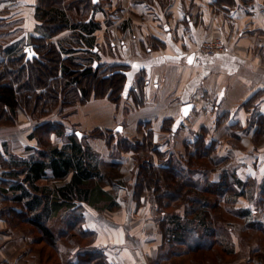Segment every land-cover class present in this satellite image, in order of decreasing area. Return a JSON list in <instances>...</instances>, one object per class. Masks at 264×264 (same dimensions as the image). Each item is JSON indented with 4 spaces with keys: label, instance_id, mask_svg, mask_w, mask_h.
Segmentation results:
<instances>
[{
    "label": "crops",
    "instance_id": "1",
    "mask_svg": "<svg viewBox=\"0 0 264 264\" xmlns=\"http://www.w3.org/2000/svg\"><path fill=\"white\" fill-rule=\"evenodd\" d=\"M37 1L14 0L10 3L13 6L9 13L3 15V19L12 23L10 31L18 35L13 41L24 37L28 42L29 35H39L36 33L38 22L35 17ZM96 1L99 6L93 17L102 24L94 32L99 48V62L128 65L127 81L120 104L111 101L107 94L101 98L93 96L86 103L74 105L70 110L59 108L70 117L62 121L67 128L72 126L87 133L95 128L114 129L120 133L119 137L133 139L147 134L148 128L141 124L148 122L154 134V142L159 144L158 148L163 153L172 151L176 155H184L182 151L185 143L195 141L198 133L205 130L207 143H215L217 153L229 160L224 167H232L236 176L242 180L252 179L255 182V193L259 194V186L264 178V134L258 132L259 120L264 118V0ZM115 8L121 9L122 17L114 25V20L107 22L106 18L107 12L113 15ZM215 35L224 37L227 50L214 54L202 53L199 46ZM57 39L53 43L56 44ZM29 45L34 47L29 43L24 48ZM191 54L193 56L190 58ZM141 77L146 79V85L144 101L138 104L130 92ZM186 103H192L193 107L184 114L183 105ZM167 119L173 120L171 124L176 127V133H171V126L163 129ZM259 135L263 138V144L256 146L255 138ZM55 138L60 139L57 136ZM86 139L105 162L125 164L132 157L128 152L125 156L124 151L123 157L113 158L105 138L89 136ZM27 144L21 142L18 148L12 146V149L18 151L26 148ZM32 151L30 149L29 154ZM154 159L157 162L158 156ZM47 174H51V170H47ZM208 179H213L210 173ZM6 180L7 177L0 175V203H6L2 206L4 208H0V264H40L34 248L27 244L33 240L31 232L27 231L30 228L19 227L21 221L28 224V216L25 219L16 217V220L12 217L23 205L12 202V185L6 187L2 184ZM45 182L42 180L41 184ZM1 190L6 191V196ZM112 190V185L105 189L101 187L93 192L91 201L69 206L60 200L46 221L53 224L57 221L54 218L58 217L60 224L52 229L56 233L63 232L70 221L71 210L74 208L75 212L76 205H80L84 208V227L95 233L91 245H102L103 250L108 246L106 242L120 245L115 258L105 250L109 261L136 264L138 245L134 241L135 235L125 233L130 226L116 222L115 217H120L116 216V208L99 206L95 198V195L110 197L120 204L121 201L111 193ZM243 204H247L245 197H241L237 206ZM15 205L18 206L17 210ZM122 205L120 210L123 212ZM6 206L12 208V214ZM250 206L254 207L253 204ZM101 207L104 211L99 212ZM77 211L79 213L81 207ZM102 216L114 223V227L107 226ZM141 216L139 211L133 214L138 220L131 222L136 224L140 221L141 225L131 227L139 229L138 239L144 240L147 222ZM254 216L260 219L264 211L258 210ZM120 220L127 221L123 217ZM64 224L66 229L60 230L58 225L63 228ZM108 234L118 239L110 243L106 241ZM161 238L158 244L153 242V245L150 241L149 245L146 244L144 240L143 254H147V247L153 246V259H157L161 253L158 247L162 246ZM153 239L155 241L156 236ZM236 243L238 249L239 242ZM73 252L76 254L77 251ZM235 264L247 263L244 259Z\"/></svg>",
    "mask_w": 264,
    "mask_h": 264
},
{
    "label": "trees",
    "instance_id": "2",
    "mask_svg": "<svg viewBox=\"0 0 264 264\" xmlns=\"http://www.w3.org/2000/svg\"><path fill=\"white\" fill-rule=\"evenodd\" d=\"M98 6L96 0H39L35 10L38 22L36 31L39 35H29L28 42L24 37L13 43L0 42V126L15 122L17 105L21 99L27 112L37 115L41 119L39 126H43L39 134L33 132L30 135L31 138H37L41 148L29 147L34 151L27 157L17 156L8 148L5 153L0 149V161L8 165L5 174L18 179L11 183L12 202L23 205L21 208L29 214L28 223L37 228L40 236L53 242V248H57L58 238H67L73 234L91 236L94 241L95 233L83 225L84 208L80 205L75 207V212L74 208L70 209V221L63 232L56 233L46 219L60 200L67 203V206L77 202H89L97 187L109 184L116 188L118 183L110 180L119 176L115 170H120V163L100 159L86 139L89 136L102 137L111 149H114L113 153L115 150L116 154L132 148L135 150L134 157L142 176L135 186L134 193L139 204L145 201L143 191L151 180L160 178L167 185L175 184V194H161L158 197L157 211H165L162 219L160 216L158 218L164 243L169 242L171 246L179 243L184 245L183 252L178 254L195 250L212 251L208 258L209 264H229V258L238 253L237 243L231 232L236 229L239 233L241 230H254L260 231L264 237V216L260 219L254 216L258 210L264 211V178L259 186V194L255 193L252 185L247 188L248 182L237 177L235 170L224 167L229 160L217 153L215 143H207L205 130L198 133L195 141L185 143V149L189 151L184 155L176 157L172 154L167 161L160 162L163 151L158 148L159 144L154 142V134L147 125L148 122L141 124L148 128L145 146L138 140L119 137L120 133L114 129L95 128L91 133L88 132L89 134L75 129L68 133V128L62 121L52 120L51 115L58 106L64 108L77 102L86 103L93 96L103 97L107 94L116 103L122 98L129 66L99 62V48L94 32L100 28L101 23L93 17ZM63 30L70 32L59 37L56 44L51 43L49 47H44L48 46L49 37L56 36ZM29 43L34 45L37 52V55L31 58H27L24 49V45ZM145 85L146 79L141 77L131 89L130 93L138 104L144 101ZM115 91H118V94L113 98L111 93ZM166 122L170 123L166 125ZM172 122V119L165 120L163 129L171 126V133H176ZM259 122L258 132L264 134V118L261 117ZM54 136L64 139V143L53 144L51 141ZM150 151L159 156V161H155L153 154H149ZM202 157H208V164L196 165L198 158ZM216 169L221 170L220 179L217 181L206 180L201 183V178L194 175L198 173L197 170L204 175ZM47 170H51V174H47ZM178 170H187L189 176L177 177ZM42 180L46 183L41 184ZM58 181H63L64 184L56 186ZM231 181L234 188L230 185ZM232 189L234 191L228 193ZM1 191L6 196V191ZM239 196H244L249 205L235 209L232 203L237 201ZM259 198L261 199L258 200ZM182 203H186L183 212L180 210ZM251 204L254 207H251ZM116 205L118 203L111 200L108 207L114 209ZM78 207H81L79 213ZM6 209L12 214L10 206H6ZM218 212H225L241 223L227 218L220 219ZM68 230L73 234H69ZM193 233L198 235L194 239L200 241L191 244L187 239ZM241 237L239 242L245 240V237ZM217 247L220 248L217 250ZM251 252L253 255H246L248 262L264 264V243L259 247L253 246ZM76 256L77 263L73 264H116L109 261L104 251L97 247L86 252L77 251ZM86 256L89 258L85 259ZM187 256L189 257L188 254ZM64 257L65 254L61 256ZM194 257L199 258V264L205 261L203 259L201 262L200 256ZM194 257L190 258H193L191 264L196 262ZM181 261L186 262V259Z\"/></svg>",
    "mask_w": 264,
    "mask_h": 264
},
{
    "label": "rangeland",
    "instance_id": "3",
    "mask_svg": "<svg viewBox=\"0 0 264 264\" xmlns=\"http://www.w3.org/2000/svg\"><path fill=\"white\" fill-rule=\"evenodd\" d=\"M12 1H14V0L0 1V42L3 43V44L10 43V42L13 43L14 42L13 40L16 38V36H18V35H14L10 31V27H11L12 23L11 22H7V21H5V19H3V17H4L3 15H5L6 13H9L10 12L9 9L11 8V6H13V5L10 4ZM65 1L68 2L69 0H65ZM120 11H121V9L117 10L115 8L114 12H113V15H109L108 12H107V18H106L107 22H110L111 20H114V25L119 23V21H120V19L122 17ZM71 12L73 14H75L73 11H71ZM76 16H77V14H76ZM101 26H102V24L100 25V27ZM69 32H70V30H63L62 32H60V34H58L56 36L49 37V39L47 41L48 46L44 45V47H46V48L49 47V44L53 43L54 39H57V38H59V37H61L63 35L65 36V34L67 35ZM36 33H37V31H36ZM212 38L213 39H215V38L216 39L217 38L224 39V37L222 35L221 36L220 35H215L214 37H210V38L204 40V42L205 41H209ZM224 42H225V40H224ZM46 48H44V49H46ZM86 83H88V81H86ZM98 89H99V87L97 88V90ZM117 94H118V91H115V92L111 93V96L113 98H115L117 96ZM98 98H101V97H98ZM111 101H113V100H111ZM77 104H79V103L77 102L76 104L69 105L67 107H64V109L65 110H70V109L75 107L74 105H77ZM59 107L60 106H58L53 111V113L51 115L52 120L54 119V120L63 121L65 119H69L70 117L67 114L63 113V110H60ZM27 111L28 110L26 109L25 103H24L23 99H21V101L17 105L16 115L14 114L15 115V117H14L15 122L13 124H8V125H3V126L1 125L0 126V149L4 153L6 151V148H8L13 154H16L17 156L27 157L28 155H30L29 154V150H30L29 147L30 146H28V145H31L32 147H38V148L41 146L39 144V142L37 141V138H35V137L31 138V136H30L31 134H33V132H37V134H39L40 131L43 129L42 128L43 126H39L41 119L38 118L37 115L32 114L31 112L29 113ZM66 115H67V118H66ZM68 129L69 130H66V131H68V133H72L73 130H75L76 128L75 127L72 128V126H71ZM77 130L79 131V129H77ZM86 133H87V131H86ZM59 138L60 139H56L55 138V140H53L51 142H53V144L62 145L64 143V139H62L61 137H59ZM141 138L136 136L133 139L134 140H138L139 142L142 141L143 145L146 146V144H147L146 141H145L147 139L146 138V134L144 133L143 137H141ZM255 141H257L256 143L254 142L256 146H259V145L263 144L262 143L263 138L260 135L257 136V138H255ZM21 142H24L26 144L28 143L27 147L23 148V149H20L18 151H15V150L12 149V146L14 148H18L19 147V143H21ZM107 144H108V142H107ZM138 144L142 145L141 143H138ZM109 148H110V154L114 155L113 158L123 157V154H125V156H127L128 154L126 152L130 153L131 156H132L127 162L125 161V164L120 162V165H121L120 170H115V171L118 172L119 176L118 177L117 176L114 177V179H111L110 181H114L115 180L114 182L118 183V184L115 185L116 188L114 190H112L111 193H113L114 196L117 197V199L120 200L121 203L123 204L122 205L120 203V204H118L115 207L116 208L115 212H117L116 216L120 215L119 218L114 216L116 218V222L119 221V222H122V224H127V226H130V227H127V231L125 233L126 234H132L133 233L135 235L134 236L135 237L134 241L137 242V245H138L137 246L138 250H136L137 251V258L135 260L136 264H183V263L191 264L193 262V258L191 260H190V258L194 257V256H197V257L200 256L201 257V262L205 260L203 263L204 264H209L208 258L210 257L209 255H211L213 253L212 251L195 250V251H190L189 253H186V254H178V252H183L182 249H184V247H183L184 245L179 243V244H175V245L171 246L170 245L171 243H169V242L168 243H164L163 233L161 232V229H160L159 224H158V218L160 216V219H162V217L165 215V211H161V210L157 211V209H158L157 207H159L158 197L161 194L162 195H167V196L170 193L175 194V192H176L175 191V187H176L175 184L171 183L170 185H167L160 178H157V180H151L147 184V189H145L143 191V194H144V197H145V201L144 202L142 201L141 204H139L137 202V200L135 199V197H134L135 196L134 193H135V186H136L137 182H139V180L141 179L142 176H141V170H139L137 161L135 160V157H134V155L136 154L135 150L132 148V149H130L128 151H125V153L122 152L123 154L122 153L121 154H118V153L116 154V150L113 153V151H112L113 148L111 149L110 146H109ZM187 150L189 151V149H185L184 148L182 152H184V154H185ZM33 151H34V149H33ZM149 154H153V158L155 156H158L157 154H155L154 152H151V151L149 152ZM162 154H163L162 155V160L160 162L167 161V159L170 158V156L172 154H175L176 157L181 155V153L180 154L178 153V155H176V152H172V151L167 152V153H162ZM3 156H4V158H6L5 155H3ZM207 158L208 157H202L200 159L198 158V160H197L198 163L196 165L201 166L202 163L208 164V161H207L208 159ZM158 161H159V156H158ZM7 166H8L7 163H5L3 161H0V175H2L4 177H7V180L2 182V184L4 186H6V187L8 185H10L12 182H15V181L18 180V179L14 180L12 177H10V178H12L13 180L9 179V176L5 175V171L8 170ZM230 169H232V167H230ZM197 171H198V173H196L194 175L196 177H200L201 178V183L205 182L206 180H209L208 179V174L209 173H210L211 178H213V179H210V180H213V181L218 176H220V175H218V172H219V174H221V170H219V169L211 170L210 172H207L204 175L200 172V170H197ZM201 171H204V170H201ZM158 176H159V174H157L156 177H158ZM176 176L177 177H181V178H185V177L189 176V173L187 172V170H178V175H176ZM19 178H21V177H19ZM219 179H220V177H219ZM245 181L248 182L247 183V188H250L249 186H251V185H252V188L255 186V182L252 179L248 178ZM63 184H64L63 181H58L57 183H55L56 186H62ZM98 185L100 186V184H98ZM230 185H231L232 188L235 187L232 184V181L230 182ZM101 187H104V189L105 188H110V185L109 184L108 185L104 184L103 186L101 185ZM101 187H97L95 190H97V189H99ZM233 191L234 190L232 189V191H229L228 193H231ZM226 195H228V194H226ZM111 196H113V195H111ZM241 197H244V196H239L237 201L232 203V205L235 207V209L243 208V207L249 205V202L247 201V204H243L242 206L238 207L237 204H238L239 200L241 199ZM95 198H96V201L99 202V206H103L104 207V206L108 205L111 202L110 201L111 200L110 197H101L99 195H95ZM4 205H6V203L5 204L4 203H0V208L2 206H4ZM7 205H10V203H7ZM121 205H122V208L126 212L127 215H125L124 211L122 212V210H120ZM185 205H186V203H182L181 206H180L181 207L180 210L182 212L185 209ZM2 208H4V207H2ZM101 209L102 210H99V212L104 211L103 210L104 208L101 207ZM118 209L122 212V214L120 213V211H118ZM219 210L221 211V208H219ZM19 211L20 212H18V211L15 212L13 217L15 216V218L17 217L18 219H22L25 216L29 215L28 212L25 211L22 208ZM138 211L141 212V214H142L141 218L142 219H146L145 222H147V226H146L147 230L144 233L145 243L149 245V241H150V242H152L151 245H153V242H156V244H158L159 243L158 241L160 240V237L162 236V238H161L162 246L158 245V247L161 250L160 251L161 253H160V255H159V257L157 259H153V256H154L153 253H154L155 247H153L151 245H150L151 246L150 248H148V247L146 248L147 254L145 252L143 254V247H142L143 244L142 243H143L144 240H141V238L138 239V237L140 236L139 235L140 234L139 229H136L135 227H131V226H140L141 225L140 221H137L136 224L131 222V221L138 220V218L133 217V214L135 212L137 213ZM103 214L104 213H102V215ZM217 216L220 219L227 218V219L234 220V222H236V223H241V221L238 220V222H237L234 218L229 217L228 215H226L225 212H218ZM122 217L125 218L128 221V223H124V222H127V221H121L120 219ZM127 217H128V219H127ZM133 218H135V219H133ZM54 219H57V221H56V223L53 222V224H49L51 227H54V226H57V224H60V220H59L58 217H56ZM14 220H16V219H14ZM105 221H106V225L107 226L114 227V223H112L111 221H108L106 219H105ZM64 223L66 224V221H64ZM216 224L220 225L219 222H216ZM58 226L60 227V230H65L66 229V225L63 226V228H61L60 225H58ZM19 227H29L30 228V229H27V231L31 232V236L33 237L34 241L32 240V242H28L27 244H29V246L31 245L34 248L36 256L38 255L39 258H40V264H68V263L73 264V263H77L76 262L77 261L76 260L77 256H76V254H73L74 253L73 251L86 252V251L91 250V248H96L97 247V246L91 245V244H93L92 242H94L93 238L91 236H80L78 234H73L70 230H68L69 234H73V236H69L70 238L69 237H67V238L66 237H60V238H58L57 239L58 243L56 244L57 248L55 247L57 251H55V248H53L54 247L53 246V242L47 241L46 239H44V237L42 235L40 236V233L36 230L37 228H35L34 226H31L29 223L26 225L23 221L20 222V226ZM123 229H124V226H123ZM157 231H158V233H157ZM160 234H161V236H160ZM232 234H233V238L236 241H238V242H239V240H238L239 239V235H241L242 237H245V240H242V242L241 241L239 242L241 244L242 251H240V249L238 248V253H235L234 256H231L229 258V261H230L229 264H235L238 261H244V259H245V262L247 264H253V263L248 262L246 260V257H247L246 255H250V253L252 254L251 248L253 246H258L259 247V246L262 245V243H264V237H262L263 234L260 231H254V230H251V232L242 231L241 230L240 233H239L237 231V229L235 231L231 232V235ZM102 236H105V234H103ZM155 236H156L157 239H155V241H154L153 237H155ZM194 237H198V235L194 234V233L190 234L188 236V239H187L188 242L191 243V244H194L195 242L200 241L199 239H194ZM237 237H238V239H237ZM106 238H108V240H106V241H110V243L111 242H115L114 240L118 239L116 236L113 237L112 234L111 235L108 234V237H106ZM103 240H104V238H102V242H103ZM100 242L101 241H99V243ZM163 243H164L165 247H163ZM106 246L107 247L105 248V250L107 249L108 252L111 253L112 258H115L117 256L115 254L118 253L117 251L120 249V245L113 244V243L109 244V242H106ZM109 246H111L110 247L111 250L109 249ZM219 248L220 247H217V250ZM97 249H102L103 250L102 245H99V247H97ZM105 250H103V251L105 252ZM61 253L63 255L65 254L64 258H61V256H63ZM187 254L189 255V257L187 256ZM47 256H49L48 259L46 258ZM254 256H255V254H254ZM86 258H89V256H86L85 259ZM107 259L109 260L108 257H107ZM182 259H186V262H182L181 261ZM195 259H196L195 264H199V262H198V261H200L199 258H195ZM203 263H200V264H203ZM104 264H105V262H104Z\"/></svg>",
    "mask_w": 264,
    "mask_h": 264
},
{
    "label": "built area",
    "instance_id": "4",
    "mask_svg": "<svg viewBox=\"0 0 264 264\" xmlns=\"http://www.w3.org/2000/svg\"><path fill=\"white\" fill-rule=\"evenodd\" d=\"M227 47L222 38H215L205 41L199 46V50L204 54H214L226 51Z\"/></svg>",
    "mask_w": 264,
    "mask_h": 264
},
{
    "label": "water",
    "instance_id": "5",
    "mask_svg": "<svg viewBox=\"0 0 264 264\" xmlns=\"http://www.w3.org/2000/svg\"><path fill=\"white\" fill-rule=\"evenodd\" d=\"M25 51L27 52V58H31L32 56L37 55V52L35 51L32 45L27 46ZM192 56L193 54L190 55V58ZM192 107H193L192 103H186L185 105H183V113L187 114ZM118 129H121V127H118Z\"/></svg>",
    "mask_w": 264,
    "mask_h": 264
}]
</instances>
